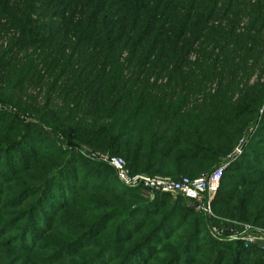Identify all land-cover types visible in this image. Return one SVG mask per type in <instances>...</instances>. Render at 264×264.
<instances>
[{"label": "trees", "instance_id": "obj_1", "mask_svg": "<svg viewBox=\"0 0 264 264\" xmlns=\"http://www.w3.org/2000/svg\"><path fill=\"white\" fill-rule=\"evenodd\" d=\"M214 215L133 174L196 178ZM264 0H0V264H264Z\"/></svg>", "mask_w": 264, "mask_h": 264}, {"label": "built area", "instance_id": "obj_2", "mask_svg": "<svg viewBox=\"0 0 264 264\" xmlns=\"http://www.w3.org/2000/svg\"><path fill=\"white\" fill-rule=\"evenodd\" d=\"M241 151V145L227 155L214 170L203 173L196 178L182 176L174 179L169 176L148 175L144 173L133 174L127 167L126 160L121 156L101 155V159L109 163L117 172L121 183L130 188H140L145 196L153 197L154 192H170L172 195H183L193 203L197 211L208 217L214 215L212 202L219 190L223 173L236 153ZM227 225H211V232L218 238L228 240H241L246 246H258L264 250V228L248 222L228 221Z\"/></svg>", "mask_w": 264, "mask_h": 264}]
</instances>
